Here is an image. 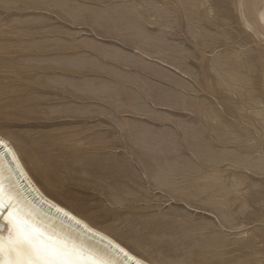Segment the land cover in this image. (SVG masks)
<instances>
[{"label": "rangeland", "instance_id": "374dc122", "mask_svg": "<svg viewBox=\"0 0 264 264\" xmlns=\"http://www.w3.org/2000/svg\"><path fill=\"white\" fill-rule=\"evenodd\" d=\"M239 2L0 0V134L158 264H264V35Z\"/></svg>", "mask_w": 264, "mask_h": 264}, {"label": "bare ground", "instance_id": "6f19581e", "mask_svg": "<svg viewBox=\"0 0 264 264\" xmlns=\"http://www.w3.org/2000/svg\"><path fill=\"white\" fill-rule=\"evenodd\" d=\"M238 2H239V0H238ZM240 8H241V14L240 15H241L242 19H244L245 21L246 20L247 21L254 20L252 23V31L255 34L261 33L262 35H264V0H243V2H241V4H240ZM90 96H92V95H90ZM95 98H96V96H95ZM165 137H166V135H165ZM0 138H2L4 140V143L0 144V182H2V184H3L5 199L7 200L8 197L12 198V204H13L14 208L17 210L20 218L22 220L28 221L30 224H34V225H37L38 227H41L45 232H47L51 235H56V236H60V237L70 236V237H74V238H78V239H83L89 245H93L96 248H105L106 246H105L104 242L98 241L96 237L91 236L90 234H87L84 231L83 226L77 225L75 223V221L71 219V216H76L77 219L82 220L84 222V224H88L90 227H95L98 231H103L106 234H109V233H107L103 229L96 227L95 225L90 223L88 220H86L85 218L80 216L77 212L71 210L70 208H68L64 204L57 202L52 197H50L51 196L50 194H49L50 196L47 195L42 190V188L35 182L34 178L32 177V175L30 173V169L27 167L28 165L26 166V164L24 162V160L26 158L25 153L21 152V150L19 149L20 148L19 146L17 148L15 145H13V143L7 139V136L5 137V136L0 134ZM134 138H136V137H134ZM185 141H184V143H185ZM129 149H130V147H129ZM140 149H141V147H140ZM129 152H131V150ZM134 152H135V150H134ZM132 155L134 156L135 154L132 153ZM147 156H148V154H147ZM135 158H137V157H135ZM28 159H29L28 162L32 163V165H33L32 158H28ZM139 163H141V162H139ZM143 164H144V162H143ZM34 166H36V165H34ZM29 167H31V166H29ZM154 169H156V168H154ZM42 171L44 172V170H42ZM153 172H155V171H153ZM161 175H163V174L161 173ZM163 180H164V178H163ZM167 180H168V178H167ZM167 180L165 179V181H167ZM174 180H175V178H174ZM162 183H163V181H162ZM172 184H174V183H172ZM168 191H170V190H168ZM180 193H184V192H180ZM181 196H183V194ZM178 197H180V196H178ZM220 208L221 207H219V209ZM60 209H63V211H60ZM65 212H68L70 215L66 216L64 214ZM223 216H225V215H223ZM223 216H222V218H224ZM232 221H233V219H232ZM0 225H2L4 227V230L0 231V236H4L6 238L8 236L6 221L0 220ZM207 226H209V225H207ZM213 227H215V226H213ZM198 230H199V228H198ZM109 235L117 243H120L122 247L126 248V250L130 253V257L131 256L139 257L145 261V264H158V263H155V262H152L150 260L145 259L144 257L137 254L133 250H130L127 246H125L117 238H115L111 234H109ZM211 239L214 240V238H211ZM215 241H217V240H214V242ZM111 255L115 261V264H133V261L130 257L126 258L122 254L115 252L114 249L111 251ZM3 258L5 261H7L9 259V253H8L7 249L5 250Z\"/></svg>", "mask_w": 264, "mask_h": 264}, {"label": "snow or ice", "instance_id": "6c2138e0", "mask_svg": "<svg viewBox=\"0 0 264 264\" xmlns=\"http://www.w3.org/2000/svg\"><path fill=\"white\" fill-rule=\"evenodd\" d=\"M205 8L211 5L204 3ZM4 140L0 138V144ZM234 195L243 196L244 192L234 190ZM63 211V209H60ZM6 213V214H5ZM70 215L68 212L64 213ZM77 225H82L84 231L105 243V248H96L83 239L70 236L60 237L45 232L41 227L22 220L12 204V198L5 199L3 184L0 182V220L7 223L8 236H0V264H115L111 251L130 257V253L109 234L98 231L76 216H71ZM4 227L0 225V231ZM7 249L9 259L4 260ZM14 254V255H13ZM133 264H145L139 257L131 256Z\"/></svg>", "mask_w": 264, "mask_h": 264}]
</instances>
